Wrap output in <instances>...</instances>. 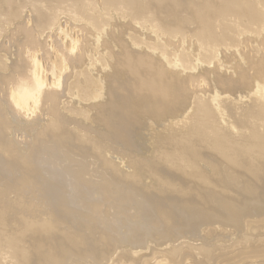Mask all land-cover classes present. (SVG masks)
Segmentation results:
<instances>
[{"label":"bare ground","instance_id":"1","mask_svg":"<svg viewBox=\"0 0 264 264\" xmlns=\"http://www.w3.org/2000/svg\"><path fill=\"white\" fill-rule=\"evenodd\" d=\"M0 264H264V0H0Z\"/></svg>","mask_w":264,"mask_h":264}]
</instances>
